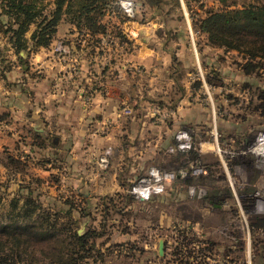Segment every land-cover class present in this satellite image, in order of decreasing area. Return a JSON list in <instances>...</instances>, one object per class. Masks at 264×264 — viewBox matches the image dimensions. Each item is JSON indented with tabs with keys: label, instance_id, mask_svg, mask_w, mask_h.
Returning a JSON list of instances; mask_svg holds the SVG:
<instances>
[{
	"label": "crops",
	"instance_id": "crops-1",
	"mask_svg": "<svg viewBox=\"0 0 264 264\" xmlns=\"http://www.w3.org/2000/svg\"><path fill=\"white\" fill-rule=\"evenodd\" d=\"M200 2L203 5H199L197 10L203 17L209 9L243 7L253 0ZM177 18L176 15L169 18L152 15L150 19L129 20L140 36L132 47H114L119 51H114L111 59L103 56L105 48L111 50L109 45L97 47L94 52L84 44L78 46V32L67 21L60 23L56 35L62 42L70 40L71 56L67 60L55 55L53 43L32 54L21 52L23 57L28 55L30 64L34 63L32 59L43 66L42 76L37 80V92L42 95L37 102L42 106L39 114L45 116V136L53 132L46 115L54 112L65 114L70 119L68 125H57L58 135L53 143L31 147L24 142L22 146L26 148L25 152H34L37 159H48L45 164L30 168L38 171L36 176L40 182L37 192L46 209L60 213L70 209L72 216L79 219V234L93 228L100 232L97 246L105 255L97 264H123V259L129 257L137 258L133 264H154L152 261L158 264L164 261L168 264H230L237 259L242 264L244 261L243 243L236 246L230 238L235 224V211L230 209L234 198L219 153L198 149L172 153L167 147L175 141L174 135L182 125L207 136L215 123L217 127L222 126L228 138L233 139L232 145H228L230 148L244 149L250 138L255 137L256 130L264 126V116L253 123L247 117L238 118L230 83L226 86L227 92L221 93L213 83L193 75L197 69L193 51L196 45L190 44V38L195 35L204 38L201 50L208 54L205 71L208 76L218 73L216 55L225 47L210 43L205 32L193 28L189 17L182 23H178ZM103 21L119 26L128 22L111 15H105ZM100 50L102 53H98ZM244 64H241L243 69ZM29 67L23 70L27 76ZM60 71L69 76L70 82L65 95H62L67 96L66 100L62 102L58 101L60 95L54 88ZM24 80L29 82L27 78ZM211 89L216 94L214 102ZM243 97L247 102V93ZM138 103L143 105L144 111L124 112L125 107L135 110ZM227 110L230 112L226 113ZM110 118L114 121L111 126L106 124ZM92 126H101V129L91 132ZM77 134L86 135L83 142L90 141V144L79 142ZM19 136L24 139L26 135L20 133ZM21 139L15 142L14 148L20 147ZM109 146L113 150L110 168L101 175L97 173L92 158L98 160V153ZM77 158L83 160L78 166L75 164ZM192 159L203 161L209 167V173L199 177H179L167 182L161 192L152 193L147 198L131 191V186L151 165L180 169ZM234 161L251 167L246 155L239 154ZM252 175L254 180L258 176L255 172ZM30 178V174H26L18 177L17 181ZM191 181L203 182L208 196H190L188 184ZM107 196H116L118 204L106 209L101 199ZM225 198L227 205L224 204ZM256 223L254 233L264 227L263 222ZM199 237L205 242L197 249L201 251L197 256L191 245ZM162 239L163 254L159 249ZM178 243L183 251L176 256L174 250ZM123 245L130 248L126 250ZM263 260L264 253L253 263L261 264ZM124 263L131 264L128 259H124Z\"/></svg>",
	"mask_w": 264,
	"mask_h": 264
},
{
	"label": "trees",
	"instance_id": "trees-1",
	"mask_svg": "<svg viewBox=\"0 0 264 264\" xmlns=\"http://www.w3.org/2000/svg\"><path fill=\"white\" fill-rule=\"evenodd\" d=\"M45 1L47 0H0V17L7 20L6 29H3L7 33V45L0 46V76L3 79H7L8 73L13 70L14 61L8 57V49H13L18 58L25 61L21 51L31 54L40 47L51 46L63 20L75 26L74 29L78 32V46L84 44V47L90 48V52L103 46L102 38L109 34L119 38L120 43L132 44V40L119 25L103 21L108 12L122 21L126 20L116 0H53L55 9L43 15L42 4ZM148 2L153 5L156 1ZM34 23L38 25L31 38L36 44V49L31 51L26 33ZM196 26L198 30L208 35L210 43L241 53L246 59L244 70L247 73L262 68L260 66L264 63L257 61L256 58H264V1L250 2L243 7L209 9L205 16L198 18ZM63 43L70 45V40ZM98 53H102V50ZM33 137L36 140L31 142V147L44 146L45 141L39 140V133H33ZM225 141L232 145L233 139L225 137ZM16 157L26 167L24 171L27 167L29 170L33 165L48 162L46 158L37 159L36 154L31 151L20 152ZM22 173L25 176L27 172ZM30 174L31 178L28 181H24L25 178L19 181L20 190L18 189L11 199L12 209L8 216H0L2 218L0 221L4 224L0 227V234L5 235L4 241H0V264H35L38 261L50 264H97L102 261L105 253L97 246L100 232L93 228L79 234L77 230L79 219L72 216L70 209L66 213L46 209L40 193L37 192L40 178L33 173ZM2 198L0 194V208ZM101 202L106 209L113 208L118 204V198L102 197ZM10 214L16 216L13 218ZM257 219L264 223V217ZM9 237H14V241L5 251V243ZM257 242L256 249L261 250ZM21 246H25L23 255H19L17 250ZM180 249L178 243L174 254L178 255ZM33 253L41 257H36ZM261 264H264V260Z\"/></svg>",
	"mask_w": 264,
	"mask_h": 264
},
{
	"label": "rangeland",
	"instance_id": "rangeland-1",
	"mask_svg": "<svg viewBox=\"0 0 264 264\" xmlns=\"http://www.w3.org/2000/svg\"><path fill=\"white\" fill-rule=\"evenodd\" d=\"M136 1V15L133 19L140 18L142 20L145 19H150L152 15H158L160 17H170L172 15H176L179 18H177L178 23H182V20L186 19V17H189L191 24L193 25V28L198 30V27L196 26V22L199 17L202 16V12L197 10L199 8V5L202 6L203 3L200 2V0H154L153 5H150L148 2L149 0H135ZM264 0H253V2H263ZM44 3V2H43ZM43 9V15L51 13L55 9V5L53 4V0H47L45 1L44 4H42ZM121 9V7H120ZM119 9V10H120ZM121 13L123 14V11L121 9ZM106 15H111L115 16L117 19L118 17L116 15H113V13L108 12ZM127 18V17H126ZM5 18L0 17V46L3 47L4 44L7 45V33L3 30L6 29L5 23L7 20H4ZM127 20V19H126ZM127 23H124L123 26H120L123 30L124 33H126L129 37L130 40H132V44L129 43H124L123 45H120L119 38L115 37L116 47L123 48V47H132L134 44V40L138 39L140 36V33L136 30V28L131 27L132 23L127 20ZM62 22H66L63 20ZM172 24V23H170ZM37 23H34L31 25L30 29L27 31L26 36L29 38L28 42L31 47V51L33 49H36V44L34 40L31 38V35L33 34L34 30L37 27ZM173 25V24H172ZM3 27V28H2ZM43 31V30H41ZM134 35V36H133ZM162 40V39H161ZM190 44L196 45V50H194V55H195V65H196V71L195 74H193L195 77L200 78L201 80H207L219 89L221 93H226V86L229 84V89H231L230 93L232 95H235L236 98V107H235V112L239 118V116H244L249 118V121H252V123L255 121L257 122L261 120L262 116H264V64L259 68L258 70L252 72V73H245L243 64L246 59L244 56L239 53L238 51H227L225 49H220L219 53L216 55V61L218 63V73L216 72L215 76H208V74L205 73L207 71V63H206V57L208 54L204 53L201 48L203 47L204 43V38H199L194 36V38L189 39ZM65 47V50L63 53H58L55 51V48L61 44ZM152 44V43H151ZM102 45H109L111 50H104V57L106 59H111L114 56V47L113 43L111 42H102ZM138 43L135 46H137ZM9 47V43L8 46ZM193 47V46H192ZM117 48V49H118ZM52 51L55 53L56 56H59L62 59L67 60L68 57L71 56V50L69 45L64 44L61 39L59 40L58 37L53 41V46H52ZM119 51V50H116ZM115 51V52H116ZM22 52V51H21ZM24 52V51H23ZM35 51H32V53ZM8 57L14 61L13 64V70L8 73V78L3 79L0 76V194L2 195V206L0 208V216H8V212L10 213L12 207V201L14 195H16L19 188V182L17 181L18 177L23 176L22 172H27L26 174L34 173L35 175L38 173L37 170L35 169H29L27 167H24L21 162L16 156H19L20 152H25L26 148H23L24 146V141L31 144V142L35 141L36 139L33 137V133L37 132H43V134H40L39 140L43 139L45 143L50 144L53 143L55 136L58 135V129L57 125L59 123H63L68 125L69 124V117L65 114L57 115L54 112L46 115L48 119L51 122L50 128L53 129V132H50L51 134H46L44 133L47 131V126L45 122V116L42 114H39L42 110V106L37 102V99L39 96L42 94L37 92V88L39 87L37 84V80L42 76V63L38 62V60H32L34 63L30 64L28 55L24 57L26 60L22 61L20 58H18L17 54L14 52L13 49H8L7 50ZM31 53V54H32ZM194 57V56H193ZM39 59V58H37ZM257 61L263 62L264 63V58H256ZM29 67V76L25 75L24 69ZM242 68V69H241ZM213 71V70H211ZM29 77V78H28ZM38 77V78H37ZM28 79L27 80L24 79ZM56 84L54 85V88L57 89L58 94L60 95L59 97V102L65 101L67 96H62L65 95V91L69 88V76L64 75L63 71H60L56 75ZM206 80L204 82H206ZM40 83V82H39ZM235 88V90H234ZM41 91V90H40ZM212 96L213 102L214 100L216 101V94L214 91H212ZM132 93V92H130ZM247 93L248 100L247 102L245 101V98L243 97L244 94ZM130 95V94H129ZM250 95L252 97L250 98ZM88 97L90 96L89 94L87 95ZM35 101V103L33 102ZM209 103H211L209 101ZM212 107V104H210ZM66 107V106H65ZM216 108V107H215ZM15 109L16 111H14ZM212 109V108H211ZM214 109V108H213ZM19 110H22V112H19ZM144 111L143 105H140L139 103L135 105V110L132 109V114L139 113ZM31 113V115H28V113ZM230 112L227 110L226 113ZM234 113V112H233ZM113 119L110 118L109 120L106 121V124L111 126L113 124ZM56 123V125H54ZM93 123L90 122L89 126ZM257 124V123H256ZM56 126V127H55ZM103 126V125H101ZM101 126H92L91 132H95L97 129H101ZM264 127V126H262ZM259 127L256 132L262 128ZM49 128V127H48ZM103 128V127H102ZM219 131L221 133V140L227 137L223 131H222V126L218 127ZM105 130V128H103ZM101 131V130H100ZM21 134L26 135L24 139H21L19 136ZM99 133V132H97ZM100 136V135H99ZM204 136V135H203ZM76 138L78 139L79 142H83L86 140L87 136L86 135H80L77 134ZM91 137H89L90 139ZM21 139L20 143L18 145L20 146V150L15 147V142L17 140ZM251 139V138H250ZM83 143L90 144V141H86ZM82 144V143H80ZM228 146V145H227ZM231 146V145H230ZM230 146H228V149L230 150ZM11 149H10V148ZM22 147V148H21ZM37 147V145H36ZM210 147L208 144L204 145V148ZM107 148V147H106ZM103 148L99 153H98V160L93 159L92 161L95 163V168L97 173H102L105 175V173L109 170L110 168V163L111 159L109 160V166L107 168H102L100 164V157L104 153L105 149ZM234 149V148H233ZM90 154L92 155L91 151ZM15 156V157H13ZM112 157V156H111ZM17 159L18 161L14 160ZM238 159V158H237ZM83 161L81 158H77L75 164L78 166L79 162ZM91 161V160H90ZM31 171V172H30ZM42 173V172H41ZM25 174V175H26ZM31 176V174H30ZM100 191V190H99ZM20 204V203H19ZM13 206V205H12ZM13 216V218L16 216L15 214H10ZM1 216V217H2ZM0 217V219H2ZM4 225L3 222L0 221V227ZM254 237L256 236V239L254 238V249H255V257L253 258L252 264L255 261V258H257V255L262 256L264 253V232L263 230H259L257 233H254ZM5 235L0 234V241H4L3 237ZM14 237H9V240L6 241L5 247L6 250L13 244ZM258 241V242H257ZM260 244L261 250L256 249L255 243ZM173 243V242H172ZM122 247L126 248L128 250L130 246L128 245H123ZM129 247V248H127ZM134 249V247H133ZM19 250V255H23L25 253V246L18 247ZM138 252V251H136ZM138 255H142L137 253ZM34 256L37 255V253H33ZM178 256V255H176ZM36 257H41V256H36ZM174 258V257H172ZM126 261L127 259L130 261L131 264L134 263V261L137 259L129 257V258H124ZM123 259V264L124 263ZM154 264H158L157 261H152ZM35 264H50L46 263L43 261V263H40L39 261L36 262ZM162 264H168V262H162ZM255 264V263H254Z\"/></svg>",
	"mask_w": 264,
	"mask_h": 264
},
{
	"label": "built area",
	"instance_id": "built-area-1",
	"mask_svg": "<svg viewBox=\"0 0 264 264\" xmlns=\"http://www.w3.org/2000/svg\"><path fill=\"white\" fill-rule=\"evenodd\" d=\"M121 7L123 14L127 20H131L136 15L135 0H116ZM134 36V35H133ZM102 42H111L113 47H116L117 41L110 34L103 36ZM65 46V45H64ZM59 44L55 51L63 53L64 47ZM90 97V96H89ZM124 112L131 114L132 108L125 107ZM175 141L168 145L167 150L172 153L189 152L193 149H198L201 152L213 150L219 153L221 164L223 165L227 176L228 183L234 198V203L230 209L235 211L234 226L230 233V238L236 246L242 245L245 250V257L242 264H252L255 257L253 229L258 217H264V127L260 128L255 137L248 143L244 149L227 148L229 143L221 140L219 128L214 123L209 129V134L203 136L197 134L190 126L182 125L174 135ZM210 147L204 149V145ZM113 154L112 147H107L100 157L102 168L109 166V160ZM242 154L246 155L251 162V167L244 166L234 161V157ZM257 173V178L254 180V174ZM209 173V167L201 160L192 159L180 169L161 165H151L146 172L138 178L131 186V191L143 197H149L152 193H158L165 189L166 183L174 181L179 177H199ZM188 192L194 198H205L208 196V190L203 182L191 181L188 184ZM224 204H228L227 199H224ZM179 229V227H176ZM264 229H260V231ZM204 239L199 237L194 240L191 248L197 256H200L201 251H198L203 244ZM183 248L180 249L182 254ZM240 260L231 261L230 264H239ZM254 264V263H253Z\"/></svg>",
	"mask_w": 264,
	"mask_h": 264
},
{
	"label": "water",
	"instance_id": "water-1",
	"mask_svg": "<svg viewBox=\"0 0 264 264\" xmlns=\"http://www.w3.org/2000/svg\"><path fill=\"white\" fill-rule=\"evenodd\" d=\"M164 240L162 239L160 241V245H159V249H160V253L163 254L164 253Z\"/></svg>",
	"mask_w": 264,
	"mask_h": 264
}]
</instances>
